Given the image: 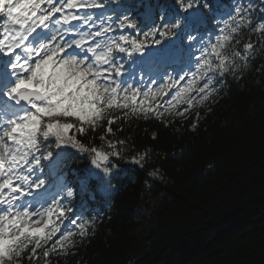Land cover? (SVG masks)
Returning <instances> with one entry per match:
<instances>
[{"label":"snow or ice","instance_id":"snow-or-ice-1","mask_svg":"<svg viewBox=\"0 0 264 264\" xmlns=\"http://www.w3.org/2000/svg\"><path fill=\"white\" fill-rule=\"evenodd\" d=\"M262 53L264 0H0V264L77 253L99 218L76 211L78 190L116 188L114 126H168L264 76Z\"/></svg>","mask_w":264,"mask_h":264},{"label":"trees","instance_id":"trees-1","mask_svg":"<svg viewBox=\"0 0 264 264\" xmlns=\"http://www.w3.org/2000/svg\"><path fill=\"white\" fill-rule=\"evenodd\" d=\"M247 71L195 124L191 112L168 126L131 117L114 126L115 142L126 141L118 170L130 175L63 264H264V76ZM146 150L149 167L130 162Z\"/></svg>","mask_w":264,"mask_h":264}]
</instances>
